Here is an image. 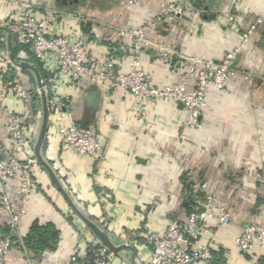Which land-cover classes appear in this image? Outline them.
I'll return each instance as SVG.
<instances>
[{
  "label": "crops",
  "instance_id": "crops-1",
  "mask_svg": "<svg viewBox=\"0 0 264 264\" xmlns=\"http://www.w3.org/2000/svg\"><path fill=\"white\" fill-rule=\"evenodd\" d=\"M24 1L39 9L35 13L38 18L44 17L45 7L62 13L51 25L52 33L73 39L80 34L103 39L112 37L117 28H143L155 43L187 57L211 61L221 60L237 46L236 27H249L262 20L238 54L224 90H208L198 129L184 127L187 113L177 103L139 102L127 92L84 78L78 90L69 92V110L76 125L103 146L102 158L91 160L64 152L48 125L41 155L77 210L130 246L111 253L113 264H148L150 250L140 235L146 230L162 233L170 223L184 221L187 193L181 183L183 175L193 184L203 185L199 197L208 194L220 200L231 217L228 226L213 227L202 237L213 248V256L209 263L196 264H264V249L243 253L234 244L253 218L259 217L264 227V0H190L192 10L174 21L162 16L167 0H132V4L129 0H0V27L2 21L23 18L24 8L19 3ZM12 38L13 60L6 30L0 31V47L19 68L23 84L32 88L36 83L33 72L18 64L29 63L40 72L35 62L26 60L29 51L14 37L24 46L15 55ZM118 47L116 44L115 50ZM83 56L98 68L127 71L126 64L117 60L118 50L110 51L105 45L85 47ZM143 64L156 87L176 82L182 72L177 62H159L150 48L145 50ZM45 76L48 81L47 73ZM193 87L191 78L188 89ZM59 88L67 92L62 85ZM88 93L98 94L96 105L85 101ZM5 105L19 111L11 96ZM30 106L39 132L42 104L34 100ZM0 145L8 146L1 110ZM36 176L42 190L30 195L19 236L4 264H87L80 257L73 261V257L82 253V240L96 238L53 186L46 170L39 166ZM17 188L18 181L7 182L13 207L19 204ZM7 221V213L0 211V238L6 235ZM34 223L54 226L58 232L54 250L35 256L21 247V239Z\"/></svg>",
  "mask_w": 264,
  "mask_h": 264
},
{
  "label": "built area",
  "instance_id": "built-area-1",
  "mask_svg": "<svg viewBox=\"0 0 264 264\" xmlns=\"http://www.w3.org/2000/svg\"><path fill=\"white\" fill-rule=\"evenodd\" d=\"M9 1L15 3L14 0ZM189 1L167 0L162 16L169 21L182 18L192 10ZM128 3L132 4L133 1L129 0ZM19 5L24 8L23 18L2 21L1 27L27 47L49 79L45 82L41 80V87L35 83L34 87L27 88L21 81L19 68L10 62L6 49L0 47V110L5 116L8 134V146L0 145V211L8 216V233L0 238V264L5 263L13 244L12 238L19 236L20 220L30 195L42 190L36 176L39 165L34 145L38 130L34 127L36 117L30 106L34 100L41 102V95H44L47 125L59 137L62 150L91 160L102 158L103 146L94 135L82 131L76 125L69 110V92L78 90L84 78L100 85H110L113 90L127 92L139 102L177 103L187 113L184 127L198 129L208 90H224L234 72L238 54L262 23L261 19H257L249 27H236L239 36L237 46L227 51L221 60L211 61L187 57L174 48L155 43L146 37L143 28H117L112 37L103 39L85 34L73 39L62 33H52L51 25L62 14L60 11L45 7L44 17L38 18L35 15L38 8L26 1ZM124 40L128 42L124 43ZM116 44L119 46L117 60L126 64L125 72L114 73L110 68H98L83 56L85 47L105 45L108 50L116 52ZM149 48L155 51L159 62L169 65L178 63L182 72L176 82L162 87L153 85L143 64L145 50ZM5 77L8 78L4 80ZM191 78L194 79V87L189 90L188 81ZM61 85L67 92L60 90ZM8 96L13 97L19 105L18 112L11 111L5 105ZM9 181H18L19 204L16 207L10 203L7 194ZM203 191V185H192L195 196ZM230 223L231 217L223 202L208 194L196 196L192 210L183 222L170 223L162 233L146 230L140 235L150 250L148 264L209 263L214 250L202 241V237L209 234L213 227H225ZM234 244L243 253L254 251L255 248L264 249V227L259 217L253 218L234 239ZM81 245L82 253L75 254L73 261L79 257L85 260L91 253L94 264H113L112 254L98 240H82Z\"/></svg>",
  "mask_w": 264,
  "mask_h": 264
},
{
  "label": "water",
  "instance_id": "water-1",
  "mask_svg": "<svg viewBox=\"0 0 264 264\" xmlns=\"http://www.w3.org/2000/svg\"><path fill=\"white\" fill-rule=\"evenodd\" d=\"M5 30L3 27H0V31ZM10 37L11 35L7 33V49L9 51V56L13 60V53H12V47L10 43ZM19 67L23 69H28L33 72L35 78H36V84L41 87V78L40 75L37 71V69L26 62H22L18 64ZM97 99H98V94L93 95L92 93H88V95L85 97V101L91 104L96 105L97 104ZM41 104H42V120H41V126L40 130L38 132L36 142L34 145V153L35 157L37 160V163L40 167L46 170L48 173V176L51 180V183L53 186L59 191L61 196L65 199V201L68 203V205L71 207L73 212L83 221L85 226L89 229V231L92 233V235L110 252L113 254H116L124 249H130V246L123 244L117 237L114 235L108 234L100 225L96 224L95 222H92L89 220L87 217L82 215L74 205L70 195L64 190L60 182L58 181L55 173L53 170L50 168V166L47 164V162L43 159L41 155V145L46 133V127H47V108H46V102H45V97L42 94L41 95ZM81 129H84L81 127ZM86 129V128H85Z\"/></svg>",
  "mask_w": 264,
  "mask_h": 264
},
{
  "label": "trees",
  "instance_id": "trees-1",
  "mask_svg": "<svg viewBox=\"0 0 264 264\" xmlns=\"http://www.w3.org/2000/svg\"><path fill=\"white\" fill-rule=\"evenodd\" d=\"M12 44H13L14 53L17 56L18 52L21 49H24V46L21 47L20 45H18L14 37L12 38ZM25 48L27 47L25 46ZM24 50L28 51V49H24ZM27 56H28L26 59L27 61L35 62L40 72L41 79L45 82L46 76L45 73L42 71L39 63L34 59V57L30 52H28ZM16 59L17 61L19 60L18 58ZM32 87H34V84ZM181 183L183 185V189L185 193H187L185 202L187 203L186 214H188L192 210L194 198L196 196H200V194L195 196L192 193L193 183L190 180V178L187 177V175L182 176ZM7 233H8V229L6 234ZM15 240H17V238L13 237L12 241ZM57 241H58V232L55 230L52 224L39 225L37 223H34L28 234L25 237H23V239H21L20 245L24 250L36 256L46 250H54L57 245ZM85 261H87V264H94V256L91 253H89Z\"/></svg>",
  "mask_w": 264,
  "mask_h": 264
}]
</instances>
